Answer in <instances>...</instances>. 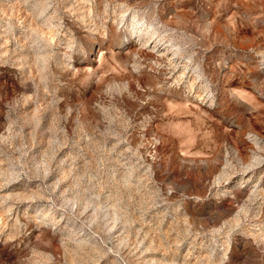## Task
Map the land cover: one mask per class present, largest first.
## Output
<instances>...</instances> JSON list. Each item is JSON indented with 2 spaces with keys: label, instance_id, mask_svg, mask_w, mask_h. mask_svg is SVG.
Listing matches in <instances>:
<instances>
[{
  "label": "clouds",
  "instance_id": "1",
  "mask_svg": "<svg viewBox=\"0 0 264 264\" xmlns=\"http://www.w3.org/2000/svg\"><path fill=\"white\" fill-rule=\"evenodd\" d=\"M42 8L0 35V264H264V0Z\"/></svg>",
  "mask_w": 264,
  "mask_h": 264
},
{
  "label": "rangeland",
  "instance_id": "2",
  "mask_svg": "<svg viewBox=\"0 0 264 264\" xmlns=\"http://www.w3.org/2000/svg\"><path fill=\"white\" fill-rule=\"evenodd\" d=\"M44 0H0V35L8 33L10 37L18 36L23 29L28 25L29 19L34 16H38L43 12L42 5ZM11 42L9 41V48H11ZM243 95L242 93H238ZM35 110L36 105H31ZM249 140L253 143L258 141L255 136H249ZM39 185L33 187V192L36 197H43V192L36 191ZM38 203L43 206L47 201L39 199ZM259 227V225H257ZM87 243V241H85ZM185 255L188 256L190 264H198L199 250L198 249H184ZM154 259L155 254L146 253L142 259Z\"/></svg>",
  "mask_w": 264,
  "mask_h": 264
}]
</instances>
